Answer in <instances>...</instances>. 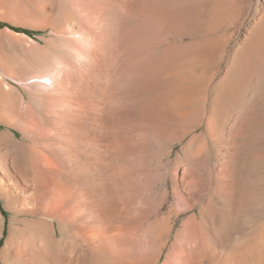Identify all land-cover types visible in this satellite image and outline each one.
Listing matches in <instances>:
<instances>
[{
	"label": "bare ground",
	"instance_id": "6f19581e",
	"mask_svg": "<svg viewBox=\"0 0 264 264\" xmlns=\"http://www.w3.org/2000/svg\"><path fill=\"white\" fill-rule=\"evenodd\" d=\"M138 1L151 11L137 16L147 29L141 67L121 89L124 135L111 134L105 91L102 102L67 108L93 122L67 132L69 159L35 144L0 151V198L12 214L0 205V264H264V0L222 78L211 63L243 0H174L194 33L163 55L156 0ZM48 106L0 99V124L23 132L0 134V145L25 141V124Z\"/></svg>",
	"mask_w": 264,
	"mask_h": 264
},
{
	"label": "rangeland",
	"instance_id": "374dc122",
	"mask_svg": "<svg viewBox=\"0 0 264 264\" xmlns=\"http://www.w3.org/2000/svg\"><path fill=\"white\" fill-rule=\"evenodd\" d=\"M256 3L257 0H243V9L226 22L219 34L226 51L211 63L210 70L221 78L250 37ZM148 5L142 9L138 0H0V99L14 108L27 102L49 105L45 112L36 111L35 117L25 122L27 141L0 145V151L21 152L35 144L47 153L54 154L55 150L68 154L69 159L71 146L64 138L72 130L90 132L93 122L73 121L67 117V108L73 110V103L102 102L105 91L110 94L111 134L121 138L127 114L121 89L133 83L131 78L141 67L140 46L146 27L137 16L149 13ZM8 7L17 12L9 13ZM156 10L160 55L178 43L183 47L194 33L188 8L177 10L174 0H156ZM68 18L76 23L74 31L66 26ZM4 133L11 139L23 136L16 126L0 124V134ZM211 153L209 149L208 164L213 165ZM0 205L8 221L12 214L4 209L1 198ZM2 241L0 251L5 245L4 238Z\"/></svg>",
	"mask_w": 264,
	"mask_h": 264
}]
</instances>
